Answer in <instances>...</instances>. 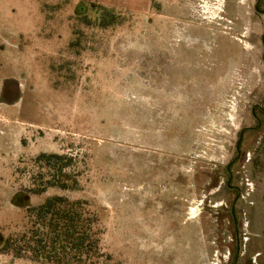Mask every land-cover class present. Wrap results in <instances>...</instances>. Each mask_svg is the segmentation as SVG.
I'll return each mask as SVG.
<instances>
[{
	"label": "rangeland",
	"instance_id": "374dc122",
	"mask_svg": "<svg viewBox=\"0 0 264 264\" xmlns=\"http://www.w3.org/2000/svg\"><path fill=\"white\" fill-rule=\"evenodd\" d=\"M255 1L0 0V241L25 229L34 158L65 154L78 190L27 205L85 199L101 264H229L225 166L264 80ZM252 179L243 211L262 223L264 169Z\"/></svg>",
	"mask_w": 264,
	"mask_h": 264
},
{
	"label": "trees",
	"instance_id": "16d2710c",
	"mask_svg": "<svg viewBox=\"0 0 264 264\" xmlns=\"http://www.w3.org/2000/svg\"><path fill=\"white\" fill-rule=\"evenodd\" d=\"M96 11L100 27L119 22V15L112 11ZM72 162L65 154L40 153L34 158L30 185L23 190L25 229L3 238L0 253L46 264H101L99 218L85 199L54 193L36 205H27L29 195L40 196L48 189L78 190Z\"/></svg>",
	"mask_w": 264,
	"mask_h": 264
},
{
	"label": "flooded vegetation",
	"instance_id": "af4514ba",
	"mask_svg": "<svg viewBox=\"0 0 264 264\" xmlns=\"http://www.w3.org/2000/svg\"><path fill=\"white\" fill-rule=\"evenodd\" d=\"M254 8L255 11L264 13L261 0H256ZM259 41L264 46V31L260 35ZM248 116L251 122L238 130L234 155L225 166L224 187L232 195L228 205V215L234 233V244L229 264H264V222L250 221L248 211H243L254 205L250 199V193H253L254 187L247 191L252 186L247 181L250 179L252 182V172L264 169V165L261 167L262 160H264V80L262 93L257 102L249 106ZM237 165L241 168L237 169ZM239 206L242 209H239ZM241 214L243 218L240 217ZM240 227L242 229L245 227L244 232H240ZM248 228L253 231H247ZM251 242L252 244L259 243L260 250L257 255H254L255 244L250 245Z\"/></svg>",
	"mask_w": 264,
	"mask_h": 264
},
{
	"label": "crops",
	"instance_id": "0c3cea01",
	"mask_svg": "<svg viewBox=\"0 0 264 264\" xmlns=\"http://www.w3.org/2000/svg\"><path fill=\"white\" fill-rule=\"evenodd\" d=\"M255 3H256V1L254 2V6H255ZM261 4H262V6H264V0H261ZM253 6V7H254ZM254 11H255V8H254ZM256 12V15L257 16H264V13H259V12H257V11H255ZM259 246V243L257 242V243H255V254L254 255H257L258 254V251L260 250V248L258 247Z\"/></svg>",
	"mask_w": 264,
	"mask_h": 264
}]
</instances>
